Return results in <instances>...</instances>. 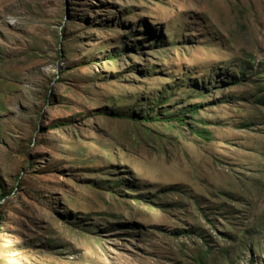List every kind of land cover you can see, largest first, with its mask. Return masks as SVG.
I'll return each instance as SVG.
<instances>
[{"label":"rangeland","instance_id":"obj_1","mask_svg":"<svg viewBox=\"0 0 264 264\" xmlns=\"http://www.w3.org/2000/svg\"><path fill=\"white\" fill-rule=\"evenodd\" d=\"M0 264H264V0H0Z\"/></svg>","mask_w":264,"mask_h":264},{"label":"trees","instance_id":"obj_2","mask_svg":"<svg viewBox=\"0 0 264 264\" xmlns=\"http://www.w3.org/2000/svg\"><path fill=\"white\" fill-rule=\"evenodd\" d=\"M175 123H177L180 126L181 124H183V121L181 119H176Z\"/></svg>","mask_w":264,"mask_h":264}]
</instances>
